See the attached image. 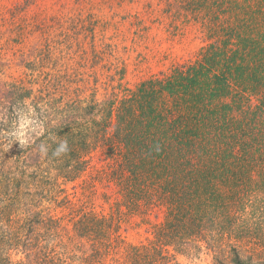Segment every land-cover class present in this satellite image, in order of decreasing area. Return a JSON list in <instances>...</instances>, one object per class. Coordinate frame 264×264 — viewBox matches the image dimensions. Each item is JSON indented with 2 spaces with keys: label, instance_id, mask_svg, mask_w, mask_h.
I'll list each match as a JSON object with an SVG mask.
<instances>
[{
  "label": "trees",
  "instance_id": "obj_1",
  "mask_svg": "<svg viewBox=\"0 0 264 264\" xmlns=\"http://www.w3.org/2000/svg\"><path fill=\"white\" fill-rule=\"evenodd\" d=\"M174 1L207 31L195 60L103 101L45 94L46 130L27 145L16 130L33 90L5 94L0 264H180L172 250L203 245L217 264H264V0ZM79 179L75 201L63 185ZM63 194L68 220L45 206ZM133 217L146 241L123 237Z\"/></svg>",
  "mask_w": 264,
  "mask_h": 264
},
{
  "label": "rangeland",
  "instance_id": "obj_2",
  "mask_svg": "<svg viewBox=\"0 0 264 264\" xmlns=\"http://www.w3.org/2000/svg\"><path fill=\"white\" fill-rule=\"evenodd\" d=\"M169 3L176 4L174 0H0V111L13 86L33 90L32 98L19 105L23 112L16 130L19 141L31 144L45 132L46 120L35 110L45 94L64 102L85 103L93 97L103 101L169 72L174 65L195 60L209 42L207 31L192 17L168 11ZM103 152L94 153L92 165L104 163ZM83 186L79 179L63 188L78 201ZM63 197L45 206L68 220L69 209L60 206ZM95 202L97 211L110 210L104 200ZM120 231L137 244L151 237L152 227L133 217ZM172 252L180 264H217L215 251L205 245L199 252Z\"/></svg>",
  "mask_w": 264,
  "mask_h": 264
}]
</instances>
